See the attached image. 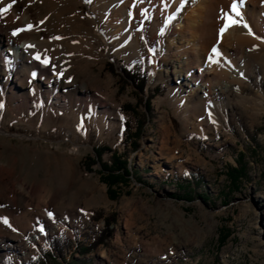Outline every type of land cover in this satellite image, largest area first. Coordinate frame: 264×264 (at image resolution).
Segmentation results:
<instances>
[{"label":"rangeland","instance_id":"374dc122","mask_svg":"<svg viewBox=\"0 0 264 264\" xmlns=\"http://www.w3.org/2000/svg\"><path fill=\"white\" fill-rule=\"evenodd\" d=\"M110 2L32 3L42 21L27 36L60 40L69 53L68 76L77 84L87 82L109 106L91 110L46 100L31 112H21L0 102V161L7 165L6 179L41 188L53 199L41 209L51 218L46 224L24 218L26 205L15 210L0 199L7 219L0 222L1 236L17 240L20 247L28 245L30 235L45 238L31 240L23 253H0L1 264H264L262 76L247 78L242 91L231 93L238 106L233 116L221 113L216 125L193 129L188 122L194 96L175 92V81L160 66L152 72L151 57L157 55L151 26L158 18L153 11L146 20L134 14L132 30L139 29L140 47L131 50L116 20L120 6ZM218 34L220 43L223 36ZM167 37L170 42L172 36ZM249 58L264 63V47ZM121 66L148 74L144 98L162 86L150 111L139 101L142 93L121 78ZM127 104L136 115L147 114L137 136L129 137L123 124L128 121L129 132L135 131L137 119L124 111ZM195 115L202 118L199 111ZM102 146L110 151L101 160L109 161L115 152L132 173L115 186L101 180L99 162L86 164ZM240 162L246 163L245 173L233 182L228 172ZM55 238L60 250L50 257L46 252Z\"/></svg>","mask_w":264,"mask_h":264},{"label":"bare ground","instance_id":"6f19581e","mask_svg":"<svg viewBox=\"0 0 264 264\" xmlns=\"http://www.w3.org/2000/svg\"><path fill=\"white\" fill-rule=\"evenodd\" d=\"M33 1L0 0V8L12 5L6 13L0 14V102L7 101L11 108L21 112H31V108L43 106L46 100L54 106L76 103L91 110L109 106L87 82L77 84L68 76L69 53L63 50L60 40L53 36H41L39 39L27 36L26 32L34 31L36 24L42 21L37 20L38 10L32 7ZM110 1L109 4L120 6L115 12L116 20L121 21L120 35L131 50L140 47L139 29L132 30L134 14L146 20L147 13L153 11L158 18L151 26L157 55L151 57L152 72L160 66L164 75L175 81V92L184 91L187 96H194L195 104L190 107L188 122L193 129L210 128V122L216 125L221 113L228 112L233 116L238 106L232 101L231 93L242 91L247 78L262 76L264 81V63L259 64L254 62V58H249L253 50L264 47V0ZM233 2L237 4L239 16L231 10ZM223 12H228L239 23L227 28L217 43L219 24L224 23L221 18ZM167 36H172L170 42H165ZM214 47L217 53L212 52ZM197 111L202 113L201 119L195 115ZM84 127L83 118L79 128ZM164 147L165 142L162 141L160 155ZM170 151L173 152L172 149ZM163 157L160 156V160ZM6 166L0 161V199L15 210L26 205L24 218H35L40 224L48 223L50 217L44 212L41 214V209L52 203V195L41 188L7 180L9 171ZM30 205L34 206L33 210L28 207ZM1 208L0 222L7 220ZM43 236L35 238L30 235L28 245L20 247L17 240L0 235V253H23L31 248V240L41 242L45 239Z\"/></svg>","mask_w":264,"mask_h":264},{"label":"trees","instance_id":"16d2710c","mask_svg":"<svg viewBox=\"0 0 264 264\" xmlns=\"http://www.w3.org/2000/svg\"><path fill=\"white\" fill-rule=\"evenodd\" d=\"M120 70L122 72L121 78L124 80H127L130 82L131 85L137 90V92L142 93L143 98L140 97L139 101L143 103L145 106V109L150 111L151 109V100L154 97V95L162 90V86H157L154 88L153 92L150 93L148 98H144V89L147 84L148 80V74L146 72H140L138 69L136 70H130L124 66L120 67ZM124 111H132V113L135 115L137 119V124L135 126V131L129 132L131 129V125L128 121H125L123 124L126 128V131L128 132V136L133 134L134 136H137L141 131L143 130L144 125L147 122V114L140 113L136 115L135 109L130 106L129 104L124 105ZM130 137V136H129ZM104 151H110V148L107 146L102 147H96L95 148V159L87 158L86 164L89 165L91 163L99 162L100 163V169H101V180L104 181L108 186H115L118 182L125 181L127 177H130L132 175L131 170L129 169L127 162L118 154L115 152L112 153V155L109 158V161H103L101 160L102 153ZM246 169V163L240 162L236 165H232L229 170V175L231 177V180L233 182L237 181L238 179L242 178ZM114 191H111L110 193L114 195ZM95 244H93L94 246ZM50 252H46V255H49L50 257H53V251L58 252L60 250V242L58 238L53 239L50 242ZM32 263V262H31ZM33 262L32 264H34Z\"/></svg>","mask_w":264,"mask_h":264},{"label":"snow or ice","instance_id":"6c2138e0","mask_svg":"<svg viewBox=\"0 0 264 264\" xmlns=\"http://www.w3.org/2000/svg\"><path fill=\"white\" fill-rule=\"evenodd\" d=\"M11 7H12V5L11 4H8L7 7L0 8V14L6 13ZM231 10H232V12L235 13L236 16H239L240 15L239 11L237 10V4L235 2H233V4L231 5ZM221 18L224 20L223 27H221L219 29L221 35L227 30V28H229L230 26H232L234 24L239 23V21L236 20V19H234V17L232 15H230L228 12H223V15H222ZM171 19H172V17H169V20H171ZM29 27H31V26H29ZM245 27H247V25H245ZM15 34H16V32L13 33V35H15ZM212 52L213 53H217V49L214 47L212 49ZM36 58L39 59L40 57L37 56ZM211 58L212 57L210 56L209 59H211ZM45 62H47V61H45ZM33 75H35V74H33ZM5 223H7L6 220H5Z\"/></svg>","mask_w":264,"mask_h":264}]
</instances>
